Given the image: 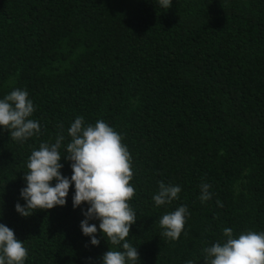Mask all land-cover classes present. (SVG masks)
Here are the masks:
<instances>
[{
    "label": "trees",
    "instance_id": "1",
    "mask_svg": "<svg viewBox=\"0 0 264 264\" xmlns=\"http://www.w3.org/2000/svg\"><path fill=\"white\" fill-rule=\"evenodd\" d=\"M16 88L41 125L23 143L0 128V223L24 242L25 264H99L119 250L82 234L72 188L66 206L15 211L31 150L63 125L65 155L77 116L103 119L131 154L136 264H205L224 227L264 231V0H0V98ZM160 182L179 198L156 206ZM180 205L181 235L162 237L159 218Z\"/></svg>",
    "mask_w": 264,
    "mask_h": 264
},
{
    "label": "clouds",
    "instance_id": "2",
    "mask_svg": "<svg viewBox=\"0 0 264 264\" xmlns=\"http://www.w3.org/2000/svg\"><path fill=\"white\" fill-rule=\"evenodd\" d=\"M161 8L168 9L172 0H155ZM34 102L26 90L16 88L0 98V128L9 132L12 140L23 143L38 135L41 125L32 119ZM54 143L42 142L33 148L27 158V171L23 173L25 186L20 190L23 204L17 202L15 211L28 217L34 211L66 206L70 188L73 209L80 208L84 217L80 229L92 246H99V234L119 250L109 249L99 258V264H136L138 248L127 239L137 213L128 201L134 195L132 158L121 135L103 119L85 123L77 116L67 128L68 142L65 155L60 149L65 141L63 125ZM62 160L70 162L71 176L62 174ZM211 185H200L201 201L211 199ZM179 185L159 183L152 196L156 206L170 204L178 199ZM87 205V207H83ZM217 205L222 207L218 200ZM190 215L187 206L180 205L159 218L161 236L176 240L181 235ZM90 221H98L96 223ZM221 240L204 247L205 264H264V231L247 230L234 233L230 227L222 229ZM27 249L14 230L0 223V264H25ZM186 264H193L191 260Z\"/></svg>",
    "mask_w": 264,
    "mask_h": 264
}]
</instances>
